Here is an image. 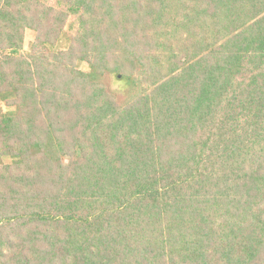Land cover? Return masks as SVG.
I'll return each instance as SVG.
<instances>
[{
    "label": "trees",
    "instance_id": "trees-1",
    "mask_svg": "<svg viewBox=\"0 0 264 264\" xmlns=\"http://www.w3.org/2000/svg\"><path fill=\"white\" fill-rule=\"evenodd\" d=\"M0 264H264V0H0Z\"/></svg>",
    "mask_w": 264,
    "mask_h": 264
},
{
    "label": "rangeland",
    "instance_id": "rangeland-1",
    "mask_svg": "<svg viewBox=\"0 0 264 264\" xmlns=\"http://www.w3.org/2000/svg\"><path fill=\"white\" fill-rule=\"evenodd\" d=\"M34 36V32L31 30H27L25 34V42L23 47V52H26L29 50V45ZM61 47H64V44L60 45ZM80 67L84 70H87V64L85 62H81ZM106 83L108 88H110L113 93L117 95V99L119 102L124 103L128 101V99L133 95L134 92L137 91L138 87L136 88V85L131 81V79H122L118 78L116 75L112 74L106 79ZM63 160L65 163L68 162L69 157L63 156ZM5 162H10V157H4Z\"/></svg>",
    "mask_w": 264,
    "mask_h": 264
}]
</instances>
